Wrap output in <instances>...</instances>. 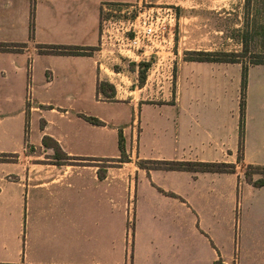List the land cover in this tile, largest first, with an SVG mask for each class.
Returning <instances> with one entry per match:
<instances>
[{"label":"crops","instance_id":"crops-1","mask_svg":"<svg viewBox=\"0 0 264 264\" xmlns=\"http://www.w3.org/2000/svg\"><path fill=\"white\" fill-rule=\"evenodd\" d=\"M136 1L0 0V43L26 44L0 49V154H16L0 159V264H264V173H247L264 166V62L247 63L242 153L241 62L184 58L175 88L149 76L107 98L103 6ZM51 44L96 49L42 51ZM115 104L133 114L96 110ZM120 131L129 160L102 165L122 156ZM45 136L81 159L55 162Z\"/></svg>","mask_w":264,"mask_h":264},{"label":"rangeland","instance_id":"rangeland-1","mask_svg":"<svg viewBox=\"0 0 264 264\" xmlns=\"http://www.w3.org/2000/svg\"><path fill=\"white\" fill-rule=\"evenodd\" d=\"M134 3L172 8L178 18L173 26V38L158 49L161 51L159 57H153L149 61L132 53V57H128L125 55L126 51L118 49V45L113 50L105 46L104 50L111 58L110 70L105 71L109 84L104 87L108 92L112 90L113 84L119 90L120 97L131 98L134 93L130 94L129 89L145 84L149 76L150 85H158L160 78L169 90L175 88L180 63L190 49L239 52L240 60L245 63L264 60V0H137ZM129 4L131 3H124L123 8H127ZM106 19V11L103 10L101 35ZM143 62L150 63V66L146 70L145 81L141 83L139 70ZM163 74L166 75L163 77ZM96 110L107 115L117 110L126 113V118L129 117L128 110L133 114V108L117 104L102 105ZM134 115L140 119L139 109ZM130 138L129 135V142ZM48 143L54 145L52 141ZM54 158L55 162L65 161L60 153L54 155ZM125 158L123 156L121 159ZM120 162L119 158H109L102 165L112 166ZM132 225V222L129 223V226Z\"/></svg>","mask_w":264,"mask_h":264},{"label":"built area","instance_id":"built-area-1","mask_svg":"<svg viewBox=\"0 0 264 264\" xmlns=\"http://www.w3.org/2000/svg\"><path fill=\"white\" fill-rule=\"evenodd\" d=\"M124 3H108L103 6L107 19L101 35V49L118 45L119 50L126 51L141 59L150 60L159 57L158 49L171 41L173 26L178 18L172 8L142 6L131 3L123 8ZM115 30V31H114Z\"/></svg>","mask_w":264,"mask_h":264},{"label":"trees","instance_id":"trees-1","mask_svg":"<svg viewBox=\"0 0 264 264\" xmlns=\"http://www.w3.org/2000/svg\"><path fill=\"white\" fill-rule=\"evenodd\" d=\"M250 2V0H248ZM33 12V11H32ZM33 23L31 24V34H33ZM15 46L24 47L25 43L22 44H3L0 43V49H16ZM44 49L43 52L47 53H55V54H88L93 52L96 49L94 46H79V45H63V44H51V45H41ZM239 52L234 51H211V50H188L186 52L185 59L188 60H208V61H219V62H241L243 64V73H242V87H241V122H240V152L242 153V143L244 138V125L246 118V91H247V63L240 60ZM252 62H264V60H256ZM140 65V80L141 83L145 81L146 78V70L150 66V63H141ZM144 66V68H143ZM109 84L107 80H102L98 84V92L102 93L107 98H114L116 94V88L113 84H111L112 90L108 92L105 89V85ZM89 121L95 124H103V121L96 116H85ZM48 141H52L54 145L48 143ZM43 142L46 146H51L55 149V155L58 153L64 156V162H70L71 159H81L80 157L69 156L61 149L59 143L49 136H45ZM119 145L122 151V156L119 158L120 161H128V156L126 154L125 141L123 132L120 131V139ZM10 156H16V154H0V159H9ZM123 156H126L125 159H121ZM242 158V155L239 154V159ZM150 165H154L156 162L148 161ZM165 167L168 168H177V169H188V170H210V171H220V172H233L236 170L235 163L229 162H169L163 161L161 162ZM141 165H145L144 162H140ZM250 171H261L264 173V166L261 165H249L247 169V173ZM258 185L264 184V178L259 179L256 182ZM218 264V263H217Z\"/></svg>","mask_w":264,"mask_h":264}]
</instances>
